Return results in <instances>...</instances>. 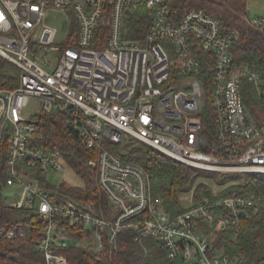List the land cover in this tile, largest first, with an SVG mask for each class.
I'll return each mask as SVG.
<instances>
[{"label":"built area","instance_id":"obj_1","mask_svg":"<svg viewBox=\"0 0 264 264\" xmlns=\"http://www.w3.org/2000/svg\"><path fill=\"white\" fill-rule=\"evenodd\" d=\"M54 11L64 12L70 24L71 15L77 19V47L63 48L64 41L56 45L59 29L48 24ZM141 11H147L149 23L143 38L130 39L126 22ZM247 21L264 26V17L248 15ZM106 27L105 47L94 48L96 40L101 42L97 30ZM234 37L203 9L175 20L169 0H0V57L20 73L18 87L0 88V152L9 134L5 189L20 185L26 191L21 207L8 203L7 192L5 203L36 212L44 226L37 243L44 264H68L64 251L69 247L99 253L105 237L115 243L126 228L137 231V242L148 237L161 242L175 264H240L214 244L215 231L206 227L236 229V238L249 211L258 213L264 206V194L237 193L195 206L192 188L180 197L186 210L172 216L153 200L152 176L104 142L119 144L133 137L203 171L264 175V128L242 91L247 80L260 84V76L252 65L235 62ZM203 52L211 53L214 62L215 142L202 135ZM36 102L40 111L26 117ZM42 113L62 117L79 146L95 151L86 164L97 169L110 218L98 216L94 202L63 191L84 184L62 151L42 141ZM60 172L73 174L80 183L56 185L51 177ZM32 223L26 214L24 220L1 225L0 240L26 237ZM81 230L87 232L83 238Z\"/></svg>","mask_w":264,"mask_h":264},{"label":"trees","instance_id":"obj_2","mask_svg":"<svg viewBox=\"0 0 264 264\" xmlns=\"http://www.w3.org/2000/svg\"><path fill=\"white\" fill-rule=\"evenodd\" d=\"M249 0H169L170 16L180 20L192 9H203L214 15L221 25L223 33H235L231 46V54L237 64L252 65L260 76V84L245 81L243 83L244 100L256 119L259 127L264 128V26H254L247 21ZM71 25L63 48L78 46V21L71 15ZM149 23L147 11L137 12L126 22L130 39H141ZM107 27L97 30L94 48L101 49L107 43ZM213 55L201 53L199 80L203 88V108L200 113L203 122V137L209 142L217 141L215 115L212 104L213 93ZM19 69L0 57V88H16L19 86ZM62 117L42 113L39 125L43 128L42 141L54 148H59L67 160V165L74 169L81 178L84 188H68L66 195L79 201L94 202L98 208V216L110 218L107 194L101 188L97 169L89 167L86 162L95 157V151L79 146L75 136L65 126ZM9 134H5L0 152V226L24 220L27 214L33 221L27 236L18 239L0 240V264H44V255L37 243L44 229L43 223L37 219L35 211H26L9 207L5 203L7 143ZM106 147L122 160L135 163L144 168L151 176V195L154 201H160L164 210L177 216L186 209L180 200L182 194L193 188L194 180L199 174L207 172L186 163L177 161L153 147L136 140L126 139L123 143L113 144L104 140ZM221 184L234 183L224 190L214 193L213 189L199 183L194 188V204L199 206L206 199L220 200L237 193L264 194V175L244 173L226 174ZM215 231L213 242L240 264H264V206L258 213L249 211L237 229V237L233 238L236 229L221 232L219 227L206 231ZM83 238L87 232L81 230ZM137 231L134 228L122 230L116 242L108 237L104 239V249L99 253L92 252L84 246L69 247L64 251L68 264H175L166 256L164 245L153 239L145 238L137 242Z\"/></svg>","mask_w":264,"mask_h":264},{"label":"rangeland","instance_id":"obj_3","mask_svg":"<svg viewBox=\"0 0 264 264\" xmlns=\"http://www.w3.org/2000/svg\"><path fill=\"white\" fill-rule=\"evenodd\" d=\"M248 15L250 18L264 17V0H249L248 4ZM48 24L56 26L59 29V35L57 36L56 45H60L63 41L67 39V35L70 29V20L64 12L54 11L49 15ZM45 54V52H44ZM49 58H52L49 56ZM39 62L42 64L41 58H38ZM37 108V109H35ZM40 111L39 102L35 103V106H31L26 110V117H29L32 113H37ZM206 174H199V176L194 180L193 188L199 183H204L213 189V192H219L220 190L226 189L228 186L235 184H221V178L226 174H237V173H224L211 170H204ZM56 185H58L62 180H66L71 184H78L80 180L77 179L73 174L60 172L53 174L51 177ZM5 192L10 194V199L8 203L15 206L21 207L25 203L26 191L20 185H11L5 189ZM184 206L185 203L183 202Z\"/></svg>","mask_w":264,"mask_h":264},{"label":"water","instance_id":"obj_4","mask_svg":"<svg viewBox=\"0 0 264 264\" xmlns=\"http://www.w3.org/2000/svg\"><path fill=\"white\" fill-rule=\"evenodd\" d=\"M5 199H7V196H5Z\"/></svg>","mask_w":264,"mask_h":264}]
</instances>
